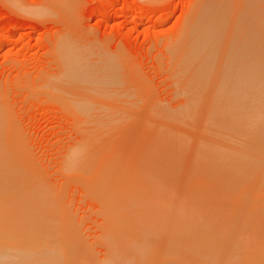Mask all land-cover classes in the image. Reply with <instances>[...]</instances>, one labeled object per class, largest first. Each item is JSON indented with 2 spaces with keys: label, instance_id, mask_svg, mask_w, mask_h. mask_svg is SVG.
Instances as JSON below:
<instances>
[{
  "label": "rangeland",
  "instance_id": "374dc122",
  "mask_svg": "<svg viewBox=\"0 0 264 264\" xmlns=\"http://www.w3.org/2000/svg\"><path fill=\"white\" fill-rule=\"evenodd\" d=\"M224 1L0 0V146L19 179L28 178L25 184L21 179V193L34 188L33 196L37 190L35 199L30 193L0 198V263L22 257L33 264H179L186 253L193 255L182 240L189 236L193 205L204 197L197 202V192L217 179L206 157L215 166L235 167L241 180L252 179L250 172L264 165V140L256 131L233 129L229 115L202 129L196 112L191 137L186 126L166 119L188 115L182 112L186 97H199L217 74L211 72L220 68L222 51L240 37L252 34L264 65V0H226L225 9L233 3L242 13L233 16L228 9L237 18L232 27L228 19L229 28L220 19L209 79L199 88L183 79L189 66L173 73L179 53L198 56L207 45L208 16L223 14ZM98 113L108 121L101 123L105 118ZM190 143L202 153L188 152ZM207 174L210 180L201 183Z\"/></svg>",
  "mask_w": 264,
  "mask_h": 264
},
{
  "label": "bare ground",
  "instance_id": "6f19581e",
  "mask_svg": "<svg viewBox=\"0 0 264 264\" xmlns=\"http://www.w3.org/2000/svg\"><path fill=\"white\" fill-rule=\"evenodd\" d=\"M225 2H226V0L224 1L223 8L220 9L217 7L218 9H220V10L223 9L225 11V12H223V14H221L222 12L219 13L220 11L216 10L213 14L208 16L209 19L207 21H208V25H209V27H208L209 32L206 35L207 45L201 49L199 55L196 56L195 53H193V51L184 50L183 52H181L177 55V58L175 59L176 61L175 60L173 61V64L175 62V64L178 66V69H175V71H173V73L183 72V69L189 66V70L187 72V75L183 78L185 80L186 85H188V86L192 85L193 87H195L196 85H199V88H201L202 84H204L206 79H209V77H207V76H209L211 73H213L215 71H217V74L213 73L212 75H210L209 82L207 85H205V88L202 91V93L199 95V97H198V93H197L198 98L196 97V95H194L193 97H190V98L186 97V99L184 101V106H183L184 109L182 112L187 113L188 114L187 116L181 118L183 116V115L180 116L181 112L179 114L178 113L175 114V117H174V115H170L169 118H166V116H168L167 114L163 115V116H165V118L168 119L169 122L173 121L174 123H179V124L186 126L188 128V130H185V133H187V135H189L191 137V135H193V133L195 131V130L193 131V129H194V123H195V119H196L195 118L196 112H198V114H199V122L201 123V128L202 127L206 128L207 125L209 126V124L212 121H214L213 119H215V121H216V119L217 120L219 119V121H220V119H222L224 117L226 118V115H229V117H232V120L235 123V125H234L232 122H230L233 125V126L230 125L233 127V129L235 126H239V127L241 126V127L247 128L250 131H252L250 133L251 135L256 131V133H254V134H257V133L259 134L258 141L259 140L263 141L264 140V65H263V61H262L263 59L261 60L259 58V55L261 56V54H259V52L260 51L262 52L263 50H261V49H260V51H259V49L257 50L256 45L253 42L254 39L252 37V34L250 33V35H248L244 39L240 37L238 40H235L236 39L235 38L234 39L235 45H233L231 48H229L230 46L229 47L227 46L226 49L224 51H222L224 53L221 54V56H220L222 58L221 62L218 64L216 63L217 65L220 64L219 65L220 71H219V69L218 70L215 69L214 68L215 66H214L213 67L214 70H212L211 73L209 72L210 68H212V66L210 67V65H211V62L213 59V48H214L213 45H214L215 40H216L217 27L220 23V19L222 18V20L224 22L222 20L221 21L223 23H225V21L227 20L226 21V25H227L229 23L228 19L229 20L231 19V17H230L231 14L233 15V13L236 12L235 10H237L238 8L241 7V6H239L237 8V6L235 4H234L235 5L234 6L233 3H229V5H230L229 6L227 3V5L229 6L228 9H230L229 11H231L232 12L231 13L228 11L227 8H226L227 10L224 8V5L226 4ZM213 7H211V8H213ZM240 11H238V12H240ZM228 12L231 14H228ZM238 12H236V13H238ZM226 13L228 14V16ZM241 13H242V11H241ZM222 15H224V16L222 17ZM238 15H240V14H238ZM235 19H237V18L231 19L232 22L230 21V25H231V23H233V20H235ZM228 26H229V24L227 25V27ZM231 27H232V25H231ZM248 31H247V33H248ZM217 52H218V50H217ZM220 52H221V49H220ZM217 54H220V53H217ZM217 60L218 59H216L215 61H217ZM213 64H215V62H213ZM219 66H217V67H219ZM181 75L182 74L178 75V77H180ZM72 76H67L70 79V81H71L70 77H72ZM80 76H78V77H80ZM69 79L67 80L68 84H69ZM92 79H93V77H92ZM183 79H181V81ZM96 80H98V79H96ZM77 81H78V79H77ZM77 81H75L76 84H79V83H77ZM82 82H84V81H82ZM70 84H72V82ZM73 84H74V81H73ZM84 84H85V82H84ZM189 92H188V94H189ZM198 92L200 93V91H198ZM108 109H110V108L108 107ZM116 111H112V112L108 111V112L110 114H112V113H116ZM214 111H215L216 115L213 114ZM98 112L99 113L101 112V114L103 113V111H98ZM131 112L132 111H129L128 114L130 115ZM99 113H98V115L101 117L102 115ZM134 113H136V112H134ZM162 113H163V111H162ZM162 113H160V114H162ZM165 113H166V111L163 114H165ZM105 115H108V114L106 113ZM113 115L115 116V114H113ZM129 115H127L128 117H126L127 120L130 117ZM94 117L95 116H92V118L97 121L98 118L96 119V117L95 118ZM115 117H117V116H115ZM173 117H174V119H173ZM229 117H227V118H229ZM102 118H103V116L100 118V120ZM137 118H139V117H136V119ZM170 118L172 120H170ZM106 119L107 118H105L103 121H101V123L104 121L105 122L108 121ZM109 119L111 120V118H109ZM144 119L145 118H143V122H145ZM113 120H111V121H113ZM133 120H135V118ZM148 120H149V118H148ZM148 120H146V121H148ZM118 121L121 122L120 119ZM128 121H130V120H128ZM135 122L136 121H134V123ZM137 122L139 123V121H137ZM101 123H100V126H101ZM106 124H108V123H106ZM97 125H99V123H97ZM218 127H217V129H218ZM220 128H221V126H220ZM222 129H224V128H222ZM225 129L227 132L228 131L227 125L225 126ZM214 131H216V130H214ZM221 131H223V130H221ZM206 132H205V134L207 135L208 133H206ZM198 134L199 133H197V134L195 133L196 136ZM230 135L231 134H229V137H230ZM218 136H220V135H218ZM216 137H217V135H216ZM192 138H194V136ZM213 138H214V135H213ZM228 138L226 137L225 140H228ZM182 139H185V137ZM173 140H171V141H173ZM184 141H187V139H185ZM220 141H221V139H220ZM240 141H241V139H240ZM189 142H191V141L188 140L187 143H189ZM192 142H193V140H192ZM227 142L228 141H226V144H227ZM235 142H236V140H235ZM253 142H255V140ZM179 143L180 142H178V144ZM232 143H229V144L233 145V147L234 146L236 147L237 144H232ZM242 143H243V141H242ZM247 143H249V139H248ZM201 144H203V143H201ZM187 145L188 144H186V146ZM238 145H239V143H238ZM205 147H206V145L204 146V148ZM204 148H202V149H204ZM239 148L241 149V147H239ZM250 148H252V147L250 146ZM187 149H189V148H187ZM236 150H238V149L235 148L234 151H236ZM249 150H251V149H249ZM187 151L192 153V154H194V153L195 154H198V153L201 154L202 153L200 147L196 143H192L190 146V149ZM4 152L0 146V198H6V197L7 198H17V197H21V198L24 197L25 198L26 194L21 193V192H23V190L25 191L26 189L22 188L23 190H21L20 186L23 187V184L21 185L20 182L22 183L24 181V179L27 180L28 178H24L23 175L20 173L23 177V179L21 177V179L23 181L21 179H19V177H18L19 171H17V169L15 168L16 165L15 164L13 165V163L12 164L10 163L8 156L5 155ZM186 155H187V153H186ZM219 155H218V158H223ZM243 155H245V154H243ZM248 155H249V153H248ZM11 156H12V154H11ZM224 156H226V155L224 154ZM229 157H231L230 154H229ZM201 158H203V157H200V159ZM214 158H217V156H215ZM235 158H236V156H235ZM10 159H12V158H10ZM193 160H195V159H193ZM212 161H213L212 158L207 156L205 163L208 165V167L213 166L212 170L215 171V174H217V179L215 180V182H210L209 181L211 178L210 175L207 174V176H205L206 175L205 174L204 176H202V180H201L202 182L201 183H206L209 181L211 184L209 182L206 183V184H209L208 186H203V184L201 186V184H200V190L197 192V194L200 195V196L197 195V197H198L197 202L199 201V197L200 198L202 196H204V197L201 198V200L198 202L199 204L195 203L193 205L192 222L190 220L191 226L189 229H186V231H185L189 234V236L185 237V239L183 237H181V238H183L182 244L187 246L188 249H191V251L193 249V255H189L188 253H186L189 256H187L186 254H185V256L189 257V260H191V261H192L191 256L192 257L194 256L193 257L194 259L192 262H195L196 264H213L212 262L214 260H216L217 257H218V259L216 260V263H214V264H244V263L245 264H247V263L253 264V262L254 263L257 262V261H255V260H257L256 258H258V259L262 258V261L261 260H258V261L263 262L264 261L263 260L264 254L261 251H262V249L264 250V165H259V166L255 167L253 171L250 172V175L253 176L252 179L241 180L238 177V174L240 171L237 172L235 167H232L230 169V168H227L223 165H216L215 166L214 165L215 163H213ZM216 161H218V160H216ZM197 162H199V161H197ZM206 178H209V179H206ZM27 182H28V180L26 181V183ZM23 183L25 184V181ZM212 183H215V184L217 183V184L213 185ZM178 184H181V183H178ZM206 184H204V185H206ZM26 185H24V187ZM211 185L213 186V188L211 187ZM189 186L190 185H188V188H189ZM27 187H25V188H27ZM33 187H35V186H33ZM194 187H196V186H194ZM202 187L205 188L206 190L203 191ZM178 188H180V187H178ZM168 189H169V187L167 188V191H168ZM29 190L27 191L28 193H30ZM32 191H34V188ZM193 191H195V190H193ZM201 191L203 192L204 195L201 193ZM27 192H25V193H27ZM173 192H175V191H173ZM186 192H188V191H186ZM208 192L209 193L212 192V193L209 194ZM28 193L26 196H28ZM36 193H37V190H36ZM36 193L33 196L30 193V195H29L30 198L35 199V197L37 196ZM205 193H208V194L205 195ZM22 194H24V195H22ZM169 194H171V193H169ZM180 195H178V197ZM191 195H193V194H191ZM29 196H28V198H29ZM40 196H43V195H40ZM209 196H210V198H209ZM172 197H173V195L171 196V198ZM204 199H205V201H204ZM213 199L215 200V202H211V200H213ZM173 200H175V199H173ZM208 200H210V202ZM200 202H202V203L200 204ZM205 202L206 203L208 202V204H206ZM191 203H192V201H191ZM187 208L188 207H186V209ZM183 209H184V211H182V213L186 212L185 208H183ZM182 213H180V215H182ZM175 215L178 216L177 214H175ZM182 216H184V215H182ZM182 216H180V218ZM187 217H188V213H187ZM223 217H226L228 219L224 220L223 222H222L223 219L221 221H218L219 219H221ZM175 218L178 219L177 217H175ZM203 218H206V219H203ZM176 219H174V220L176 221ZM182 219H184V218H182ZM188 222L189 221H187V224L189 225ZM181 224H182V227L181 226L180 227H181V229H183V223L181 222ZM188 225H186V228H188L187 227ZM128 226H130L131 228H129ZM173 226H177V224L174 223ZM30 227H26V228L30 229ZM125 227H126V229L127 228L128 229L133 228L131 225H127ZM20 228H24L23 230H26L25 227L21 226ZM230 228H231V230H230ZM171 229H172V227H171ZM32 230L34 232H36L35 229H31V232H33ZM26 231H28V230H26ZM31 232H29V233H31ZM39 232H41V231H38V233ZM187 233H185V234H187ZM35 234H34V236H35ZM48 234H50V233H48ZM181 234H183V233H181ZM32 238H34V237H32ZM38 238H39V236H38ZM38 238L35 237L36 240ZM48 238H46V239H48ZM176 239L177 238H174V241H176ZM32 241H34V239ZM40 243H39V245H40ZM35 244H37V241L35 242ZM41 245H42V243H41ZM48 245H46V246H48ZM34 246H37V245H34ZM257 247H261L262 249L261 248L258 249ZM211 248H215V250L211 249ZM17 249H19V248H17ZM23 249H25V248H23ZM183 249H184V247H183ZM209 249H211L212 251H210ZM219 249L222 251H219ZM22 250H21V252H24L26 249L24 251H22ZM184 250H186V248ZM184 250H182V251H184ZM259 250H261V251H259ZM191 251H190V253H191ZM218 251L221 252L220 255H219ZM258 251L261 253V255H259L260 253H258ZM28 252H29V250H28ZM44 253H46V252H44ZM30 254H31V252H30ZM47 254H48V252H47ZM182 254H184V253H182ZM0 255H5V254L4 253L2 254V252H0ZM50 255H52V254H50ZM256 255L257 256L259 255V257H257ZM185 256L182 257L183 259L181 258L182 263H186V262H187V264L189 262L192 263L191 261H188L187 260L188 258L186 259ZM215 256H217V257H215ZM18 257H19V255H18ZM33 257L35 258V256H33ZM38 257L40 258V255ZM38 257H36V258H38ZM253 257H255V258H253ZM19 258L21 259L22 257H19ZM19 258L17 259V262L15 259H12L14 261L10 262V259H11V257H10L9 259H7L9 262H6V260H4L5 262L3 261L4 263L1 262L0 264H2V263L3 264H5V263H7V264L8 263L20 264L21 262L24 263L23 261H20ZM181 260H180V262H181ZM18 261H20V262H18ZM32 262L33 261L31 259V262H29V263L33 264ZM180 262H179V264H182ZM29 263H24V264H29ZM42 264H44V263H42ZM255 264H257V263H255Z\"/></svg>",
  "mask_w": 264,
  "mask_h": 264
}]
</instances>
